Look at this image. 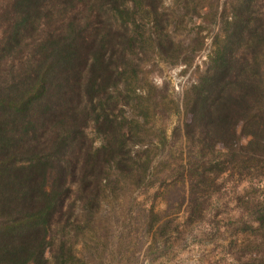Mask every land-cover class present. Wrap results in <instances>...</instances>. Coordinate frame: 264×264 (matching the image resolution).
<instances>
[{
  "label": "trees",
  "instance_id": "obj_1",
  "mask_svg": "<svg viewBox=\"0 0 264 264\" xmlns=\"http://www.w3.org/2000/svg\"><path fill=\"white\" fill-rule=\"evenodd\" d=\"M128 1L0 3V264H73L75 246L60 234L74 229L79 207L98 208L109 170L132 169L114 95L137 42L123 16L148 7L161 27L159 50L175 43L159 24L160 0ZM260 2L238 0L205 73L185 93L192 120L184 134L203 163L216 150L226 160L263 155ZM90 126L102 137L97 148ZM256 219L264 228V204Z\"/></svg>",
  "mask_w": 264,
  "mask_h": 264
},
{
  "label": "rangeland",
  "instance_id": "obj_2",
  "mask_svg": "<svg viewBox=\"0 0 264 264\" xmlns=\"http://www.w3.org/2000/svg\"><path fill=\"white\" fill-rule=\"evenodd\" d=\"M237 2L160 0L159 24L175 43L166 52L157 47L161 27L148 7L123 16L137 42L114 95L132 169L109 170L98 208L79 207L74 229L60 234L75 246L73 264H264L256 219L264 152L226 160L216 150L203 163L184 134L192 120L185 93L205 73ZM259 5L264 12V0ZM86 132L99 147L102 137L92 126ZM249 139L242 135L243 145Z\"/></svg>",
  "mask_w": 264,
  "mask_h": 264
}]
</instances>
